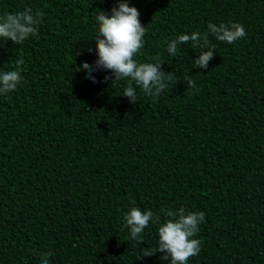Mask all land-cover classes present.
<instances>
[{
    "label": "trees",
    "instance_id": "1",
    "mask_svg": "<svg viewBox=\"0 0 264 264\" xmlns=\"http://www.w3.org/2000/svg\"><path fill=\"white\" fill-rule=\"evenodd\" d=\"M128 3L146 27L137 60L158 57L174 75L159 97L137 88L135 103L127 81L96 69L94 83L82 67L98 58L96 15L117 0H0V15L43 13L38 39H0V73L25 61L17 89L0 94V264H39L42 252L50 264H170L141 255L158 225L143 244L129 239L133 200L205 213L188 264H264V0ZM233 22L247 35L228 44L209 33L207 68L193 67L202 49L191 43L167 51L180 34Z\"/></svg>",
    "mask_w": 264,
    "mask_h": 264
},
{
    "label": "clouds",
    "instance_id": "2",
    "mask_svg": "<svg viewBox=\"0 0 264 264\" xmlns=\"http://www.w3.org/2000/svg\"><path fill=\"white\" fill-rule=\"evenodd\" d=\"M118 6L111 9V14L100 10L95 19L98 28L95 33L97 60L94 65L83 62L82 67L88 71L89 79L96 82L91 75L96 69L109 70L114 74L113 81H127L123 95L131 103L138 99L137 88L144 95L152 98L159 97L162 91L168 89L173 81L172 72L162 70L163 62L157 57L155 62H140L137 55L145 44L146 27L140 21V12L130 6L128 0H117ZM43 13L31 8L19 12H9L0 15V39L11 40L15 45L22 44L30 36L39 38V25L42 23ZM209 33L216 40L228 44L235 43L247 35L245 28L238 22L230 24L209 23L207 32L194 31L191 34H180L167 41V51L175 56L180 46L191 43L192 48H200L198 58L193 67L207 68L213 58L215 45L209 39ZM14 70L0 73V94L7 95L17 89L22 81V67L25 61L22 57L15 61ZM79 68H77V71ZM105 80L109 77L106 75ZM187 89L199 91L194 80L185 78ZM131 207L124 214V224L129 230V239L143 244L142 233L150 223L158 225V242L156 247L143 248L141 255L154 256L157 252L164 255L162 260H169L170 264H188L193 256L199 254L201 241L194 238L199 232V225L205 219L203 211H188L184 208L172 210L161 208L159 212L141 210L131 201ZM161 214L165 217L161 222ZM49 252L40 254L39 264H50ZM140 256L137 257L139 259Z\"/></svg>",
    "mask_w": 264,
    "mask_h": 264
}]
</instances>
